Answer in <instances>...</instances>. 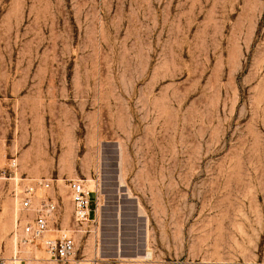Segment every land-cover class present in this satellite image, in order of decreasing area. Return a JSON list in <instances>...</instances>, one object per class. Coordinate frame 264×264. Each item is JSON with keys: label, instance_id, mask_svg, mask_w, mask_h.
I'll return each mask as SVG.
<instances>
[{"label": "rangeland", "instance_id": "obj_1", "mask_svg": "<svg viewBox=\"0 0 264 264\" xmlns=\"http://www.w3.org/2000/svg\"><path fill=\"white\" fill-rule=\"evenodd\" d=\"M21 178L65 227L97 184L70 264H264V0H0V257L40 264Z\"/></svg>", "mask_w": 264, "mask_h": 264}, {"label": "built area", "instance_id": "obj_2", "mask_svg": "<svg viewBox=\"0 0 264 264\" xmlns=\"http://www.w3.org/2000/svg\"><path fill=\"white\" fill-rule=\"evenodd\" d=\"M17 168L16 160L10 159L3 175H13ZM20 191H12L11 197L20 201L22 210L29 212L17 222L23 224L21 247H33L42 252L46 259L35 258L40 264H70L77 246V236L86 227L99 226V198L94 190L86 187L84 180H69L67 191L71 202V220L63 226L59 202L48 192L51 188L46 180L31 181L20 179ZM31 214V215H30ZM23 260L0 257V264H22Z\"/></svg>", "mask_w": 264, "mask_h": 264}, {"label": "bare ground", "instance_id": "obj_3", "mask_svg": "<svg viewBox=\"0 0 264 264\" xmlns=\"http://www.w3.org/2000/svg\"><path fill=\"white\" fill-rule=\"evenodd\" d=\"M89 188H90V190H94L96 193H97V195H99V190H98V187H97V184H94V185H92V186H89ZM99 211V210H98ZM100 222V221H99ZM17 224V223H16ZM99 225H100V223H99ZM99 231V227H95L94 228V233L95 234H97V232ZM150 258V253L149 252H147L146 253V256H145V259L147 260V259H149Z\"/></svg>", "mask_w": 264, "mask_h": 264}]
</instances>
